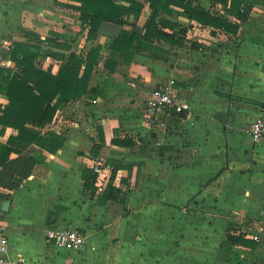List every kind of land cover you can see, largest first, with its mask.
<instances>
[{
  "label": "crops",
  "instance_id": "obj_1",
  "mask_svg": "<svg viewBox=\"0 0 264 264\" xmlns=\"http://www.w3.org/2000/svg\"><path fill=\"white\" fill-rule=\"evenodd\" d=\"M139 1L140 13L124 17L143 34L153 9ZM189 1L239 24L238 32L166 11L186 31L135 50L130 61L112 48L113 27L90 39L78 0L3 1L0 65L17 70L11 53L22 43L57 73L68 61L61 54L87 57L102 44L87 93L39 127L65 137L61 148L31 145L32 173L16 176L17 188L0 185L9 264H264V137L255 144L250 133L264 117V38L249 25L264 17V4L242 20L230 13L231 0ZM171 79L191 108L147 116L146 99ZM8 101L0 93V103ZM17 133L0 125V142ZM97 159L109 167L105 177L94 171ZM54 225L84 232V247L58 248L45 236Z\"/></svg>",
  "mask_w": 264,
  "mask_h": 264
},
{
  "label": "trees",
  "instance_id": "obj_2",
  "mask_svg": "<svg viewBox=\"0 0 264 264\" xmlns=\"http://www.w3.org/2000/svg\"><path fill=\"white\" fill-rule=\"evenodd\" d=\"M78 1L81 2L83 22H90V39H97L100 32L110 34L111 28L115 26H108L106 22L122 27L121 31L112 34V48L119 51L126 61H130L128 56L132 57L135 50L151 47L156 39L172 40L175 39L176 33L186 31L179 21L163 16L166 11L232 33H237L239 29V24L203 10L200 6H194L189 0H147L153 13L142 34L134 21L124 17L126 13L139 14L140 8L144 6L141 1L131 0L134 6H127L118 0ZM257 2L264 4V0H231L230 13L245 20ZM49 42L57 47H66L55 39H49ZM101 49L102 44L98 42L91 48L87 57L75 52H70L68 57L61 54L62 58H68V61L62 64L56 73L51 70L52 67L43 69L38 65L29 45L18 43L11 53L18 69L12 70L0 65V93L5 94L9 100L7 104L0 103V125L18 130L16 135L9 136L7 142H0L1 186L17 188L19 182L15 177H28L32 173L35 162L30 158L31 145L36 144L51 153L61 148L65 137L53 130L44 132L39 127L51 123L58 108L66 101L87 93ZM114 64L106 62L108 66ZM114 142L123 143L124 140L115 139ZM12 153L17 156L12 157ZM108 191V198H116L117 189L111 186ZM4 196L6 195L0 193V198Z\"/></svg>",
  "mask_w": 264,
  "mask_h": 264
},
{
  "label": "built area",
  "instance_id": "obj_3",
  "mask_svg": "<svg viewBox=\"0 0 264 264\" xmlns=\"http://www.w3.org/2000/svg\"><path fill=\"white\" fill-rule=\"evenodd\" d=\"M3 1L0 0V37L2 32V7ZM5 47L10 48V43H6ZM145 113L147 116H153L159 109H165L176 113L189 110L190 104L177 95L175 80L163 82L155 87L146 99ZM251 136L254 142L258 143L264 137V117H257L251 124ZM94 171L99 176L105 177L109 171V167L103 163L101 159H97L94 163ZM46 238L53 242L58 248L67 250H80L84 247L87 237L84 232L77 228L65 227L61 225L49 226L45 230ZM253 238L259 239V235ZM11 249V240L7 233V225L3 215L0 213V264H9V252Z\"/></svg>",
  "mask_w": 264,
  "mask_h": 264
},
{
  "label": "rangeland",
  "instance_id": "obj_4",
  "mask_svg": "<svg viewBox=\"0 0 264 264\" xmlns=\"http://www.w3.org/2000/svg\"><path fill=\"white\" fill-rule=\"evenodd\" d=\"M191 1L194 3H197V2L202 3L203 0H191ZM180 19L183 20L182 17ZM250 20L251 21H249V23H251V24H249V23L248 24L253 25L257 28V31H258L257 36L264 38V34H263L264 33V17L259 16L258 14H255V16H253ZM0 59H1V57H0ZM258 117H263V116H258ZM250 133H251V126H250ZM252 140H253V138H252ZM253 142H254V140H253ZM254 143L257 144L256 142H254Z\"/></svg>",
  "mask_w": 264,
  "mask_h": 264
},
{
  "label": "water",
  "instance_id": "obj_5",
  "mask_svg": "<svg viewBox=\"0 0 264 264\" xmlns=\"http://www.w3.org/2000/svg\"><path fill=\"white\" fill-rule=\"evenodd\" d=\"M106 24H107L108 26H115V27H114V28H115V32H116V30L119 28L118 25H114V24H112V23H110V22H106ZM10 203H11L10 200H4V201H2V202H1V208H2V210L7 211V210L9 209Z\"/></svg>",
  "mask_w": 264,
  "mask_h": 264
}]
</instances>
